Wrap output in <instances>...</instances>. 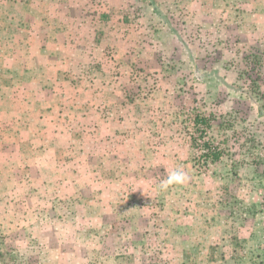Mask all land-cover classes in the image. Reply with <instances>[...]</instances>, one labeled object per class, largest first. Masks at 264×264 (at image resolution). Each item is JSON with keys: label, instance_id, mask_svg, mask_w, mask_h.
I'll return each instance as SVG.
<instances>
[{"label": "rangeland", "instance_id": "rangeland-1", "mask_svg": "<svg viewBox=\"0 0 264 264\" xmlns=\"http://www.w3.org/2000/svg\"><path fill=\"white\" fill-rule=\"evenodd\" d=\"M0 264H264V0H0Z\"/></svg>", "mask_w": 264, "mask_h": 264}, {"label": "clouds", "instance_id": "clouds-1", "mask_svg": "<svg viewBox=\"0 0 264 264\" xmlns=\"http://www.w3.org/2000/svg\"><path fill=\"white\" fill-rule=\"evenodd\" d=\"M187 180V174L181 169H176L168 174L167 179L161 182L160 187L162 190L166 191L169 186L183 185L187 182Z\"/></svg>", "mask_w": 264, "mask_h": 264}, {"label": "trees", "instance_id": "trees-1", "mask_svg": "<svg viewBox=\"0 0 264 264\" xmlns=\"http://www.w3.org/2000/svg\"><path fill=\"white\" fill-rule=\"evenodd\" d=\"M221 158V153L220 152H215L213 156L214 161H218Z\"/></svg>", "mask_w": 264, "mask_h": 264}]
</instances>
